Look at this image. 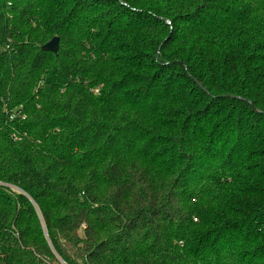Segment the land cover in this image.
Returning a JSON list of instances; mask_svg holds the SVG:
<instances>
[{
  "label": "trees",
  "instance_id": "trees-1",
  "mask_svg": "<svg viewBox=\"0 0 264 264\" xmlns=\"http://www.w3.org/2000/svg\"><path fill=\"white\" fill-rule=\"evenodd\" d=\"M0 264H264V0H0Z\"/></svg>",
  "mask_w": 264,
  "mask_h": 264
},
{
  "label": "water",
  "instance_id": "water-1",
  "mask_svg": "<svg viewBox=\"0 0 264 264\" xmlns=\"http://www.w3.org/2000/svg\"><path fill=\"white\" fill-rule=\"evenodd\" d=\"M59 47V37L55 36L51 40H49L47 43H45L42 48L46 51H51L56 53L58 51Z\"/></svg>",
  "mask_w": 264,
  "mask_h": 264
}]
</instances>
